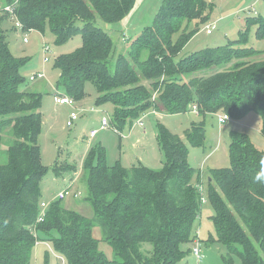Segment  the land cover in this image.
<instances>
[{
  "label": "trees",
  "instance_id": "1",
  "mask_svg": "<svg viewBox=\"0 0 264 264\" xmlns=\"http://www.w3.org/2000/svg\"><path fill=\"white\" fill-rule=\"evenodd\" d=\"M15 0H0V10ZM264 1V0H263ZM134 0H20L16 13L24 30L45 32L57 44L80 33L82 44L56 57L58 86L75 100L86 96L91 81L97 104L113 105L118 130L148 111L189 112L197 105L207 115L228 113L239 119L250 111L262 118L264 135V58L247 46V36L224 46L207 47L177 59L193 37V20L210 17L207 0H163L154 21L132 40L128 54L112 62L115 43L96 25L97 16L118 22ZM8 13L0 14V264H31L37 240L50 242L66 264H178L193 244V226L201 212V171L189 162L190 146L206 140V125L193 122L184 137L158 123V143L164 156L160 168L109 165L102 145L88 152L82 170L86 201L94 217L51 200L37 223L43 200L41 182L48 169L42 160L41 94L20 89L24 81L17 57L7 41ZM255 36L264 39V16L248 17ZM147 54L143 55L144 52ZM96 136V135H95ZM94 136V137H95ZM230 166L211 169L209 197L216 234L208 242L226 247L224 264H264V182L255 179L264 167V149L247 133L231 132ZM6 145L4 148L3 146ZM66 166V167H65ZM57 164V175L76 166ZM36 226V228H35ZM100 226L113 257L100 249L94 228ZM37 231V234L35 233ZM145 244L149 247L145 248ZM145 245V246H144ZM50 252L45 254L49 263Z\"/></svg>",
  "mask_w": 264,
  "mask_h": 264
},
{
  "label": "rangeland",
  "instance_id": "2",
  "mask_svg": "<svg viewBox=\"0 0 264 264\" xmlns=\"http://www.w3.org/2000/svg\"><path fill=\"white\" fill-rule=\"evenodd\" d=\"M207 1L210 8H213L210 11V17L205 22L199 20L191 22L190 30H195V33L180 51L177 59L207 47L224 46L244 34L248 39L247 46L260 50L262 53L258 57L263 59L264 39H258L255 36L256 26H250L247 19L264 16V1ZM162 2L163 0H134L129 14L118 22H109L97 16L96 25L108 32L115 43L112 62H115L119 55L127 56L132 40L140 35L145 26L153 23ZM208 24L214 25L211 34L206 31ZM5 29L11 51L15 56L25 60L21 67L24 81L20 89L38 92L42 97L40 110L43 118L39 144L43 163L48 169L41 182L43 200H55L58 193L69 189V195L62 199L63 206L85 216L94 217L92 205L85 199L87 187L82 170L90 150L102 145L106 149L109 165L120 162L125 167L142 164L151 168H160L163 165L164 156L157 138L158 123L164 124L172 132L184 137L185 131L191 127L193 122L202 121L206 125V140L202 145L190 146L189 152L190 164L200 170L202 176L199 185L203 198L201 212L192 231L193 236L197 235L196 240L199 243L183 245L188 252L178 264H224L223 255L227 252L226 247L219 243L208 242V239L216 234L212 220L215 209L209 197L210 172L214 168L230 166L229 144L233 131L247 133L258 148L264 149L261 115L256 111H250L239 119L232 118L221 125L217 115H207L204 120L194 111L179 114H160L148 111L143 117L144 126H136V124L133 128V125L129 123L122 130H118L112 122L113 105L111 103L97 104L96 99L99 92L91 81L86 83V96L81 100H75V107L56 102V96L65 95L66 90L63 86H58L60 73L54 67V61L59 55L71 53L81 46L80 33L63 44H57L49 26L43 33L39 30L17 29L12 21H8ZM25 36L28 39L27 42L23 40ZM45 45L50 47L47 62L44 60ZM145 54H147L146 51L143 55ZM39 72L44 75L32 80V77ZM93 108L95 110H92ZM73 110L78 112L79 118L73 126L69 127L67 121ZM104 117H109L110 124L108 128L102 129L101 124ZM136 121L137 119L134 123ZM97 128L98 133L95 137H91V131ZM149 157L151 161H146ZM6 159L7 155L3 152L0 162L5 163ZM161 160H163L162 163ZM68 163L75 165L77 171L69 168L57 175L54 167L57 164L65 166ZM76 194L78 196H75ZM93 233L100 240V249L112 258V247L103 239L101 227H95ZM41 242L35 247L31 264H45L47 251L50 252L48 264H66L65 258L53 249L50 242ZM145 245V248L149 247ZM196 246H199L204 254L201 262L193 253V248ZM234 263L242 264L239 256H235Z\"/></svg>",
  "mask_w": 264,
  "mask_h": 264
},
{
  "label": "built area",
  "instance_id": "3",
  "mask_svg": "<svg viewBox=\"0 0 264 264\" xmlns=\"http://www.w3.org/2000/svg\"><path fill=\"white\" fill-rule=\"evenodd\" d=\"M20 2V0H15L11 5H8L6 6L3 10H0V14H2V12H6L9 14L10 18H11V21L14 23V27L17 28V29H21V30H24V27H23V24L22 22L19 20L18 16H17V13H16V5ZM213 28H214V25L212 24H208L206 26V31L208 34H211L212 31H213ZM24 42H27V37L25 36L24 37ZM44 51L46 53V56H45V62H47L49 60V58L47 57V54L48 52L50 51V47L48 45H45L44 46ZM44 74L39 72L37 75L33 76L32 77V80H35L36 78L38 77H42ZM56 102L58 104H68L70 106H74L75 104V99L73 97H70L68 95H58L56 96ZM92 110H95L94 108ZM191 111H194L197 113L198 111V108H197V105H193L192 106V109ZM155 112V111H154ZM147 113H145L143 116H141L140 118L137 119V121L133 124V127L137 124V125H140V126H143L144 125V122H143V117L146 115ZM218 116V122L219 124L223 125L225 124L226 122H228L229 120H231V116L228 114V113H220L217 115ZM79 116H78V112L76 110H73L70 114V117L67 121V126L71 127L75 124V122L78 120ZM109 124H110V120H109V117H104L103 120H102V124H101V128L102 129H105V128H108L109 127ZM98 133V129H94L91 131L90 135L91 137H94L96 134ZM75 181V180H74ZM67 195H69V189H66L64 191H61L60 193H58V195L56 196L55 200L56 199H64ZM75 196H78L77 194ZM203 200V198H202ZM50 202L51 201H45V200H42L41 203H40V211H39V214H38V217H37V223L39 222H42L46 216V212L49 208V205H50ZM36 228V226H35ZM35 233L37 234V231L35 230ZM195 242L198 244V240H195ZM42 243V242H41ZM40 244V240H37V245ZM193 253L194 255L198 258V260L201 262L203 257H204V254L202 253V250L200 249L199 246H196L193 248Z\"/></svg>",
  "mask_w": 264,
  "mask_h": 264
},
{
  "label": "clouds",
  "instance_id": "4",
  "mask_svg": "<svg viewBox=\"0 0 264 264\" xmlns=\"http://www.w3.org/2000/svg\"><path fill=\"white\" fill-rule=\"evenodd\" d=\"M255 179L257 181H261V182H264V167L261 168L260 172L257 173Z\"/></svg>",
  "mask_w": 264,
  "mask_h": 264
},
{
  "label": "crops",
  "instance_id": "5",
  "mask_svg": "<svg viewBox=\"0 0 264 264\" xmlns=\"http://www.w3.org/2000/svg\"><path fill=\"white\" fill-rule=\"evenodd\" d=\"M143 121H144V119H143ZM136 126H139V125H136ZM136 126H134L133 128H135ZM144 126V125H143ZM98 129V128H97ZM142 158H145V157H142ZM142 160V159H141ZM146 161H151V158L149 157L148 159H146ZM162 161L163 160H161V163H162ZM143 163V162H142ZM69 164V163H68ZM72 166H75V165H73V164H71ZM134 166V165H133ZM129 167V166H128ZM131 167V166H130ZM75 172H76V170H75ZM198 239H200V237L198 238ZM201 241V240H200ZM43 243V242H42ZM45 243H47V242H45Z\"/></svg>",
  "mask_w": 264,
  "mask_h": 264
}]
</instances>
